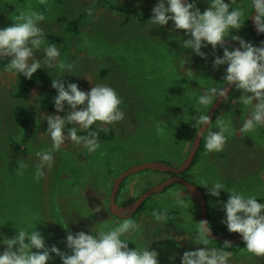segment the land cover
<instances>
[{"label":"rangeland","instance_id":"obj_1","mask_svg":"<svg viewBox=\"0 0 264 264\" xmlns=\"http://www.w3.org/2000/svg\"><path fill=\"white\" fill-rule=\"evenodd\" d=\"M155 3L156 0H0V27L16 22L22 12L31 8L45 16L39 27L46 43H53L51 36L61 37V42L54 43L60 51L57 63L51 68L42 64L48 70L47 76L35 83L24 98L15 95L18 76L4 71L7 60L0 62V240L11 238L17 229L31 231L36 226L46 246L56 245L70 254L64 243L68 231L91 229L95 235L118 226L126 218L135 226L121 239L130 248L155 249L159 264H180L183 252L202 247L193 244L197 222L201 220L200 209L180 182L150 196L134 215L119 217L109 211L113 181L121 172L148 161L171 165L183 161L199 127L196 118L207 115L212 105H198L197 97L207 88L224 85L226 65L212 67L211 46L202 48L208 54L202 59L191 49L183 48L182 40L187 38L184 30L170 31L171 21L165 26H152L147 21ZM118 5L122 10L112 7ZM250 5L251 0H236L231 5L244 9V23L229 35L259 46L251 29ZM197 7L203 11L208 7L207 0H197ZM80 16L78 26L71 27ZM225 39L232 40L231 36ZM35 55L41 57L42 50ZM215 55H222L219 46ZM61 62L63 69L59 67ZM52 78L75 82L84 91L89 90L90 84L103 83L114 88L125 116L113 124L94 122L92 126L112 132L110 139L97 137L100 147L94 153L65 141L53 152V167L45 168L44 176L37 182L33 179L39 162L36 152L51 148V140L44 132L45 119L55 110L53 101L44 102L42 97L51 89ZM34 92L38 96H33ZM241 94V90L234 89L207 131L219 130L217 117L230 121L232 134L225 133L223 149L211 153L203 150L181 174L203 190L210 224L222 235L238 234L228 232L221 223L224 212L217 200H226L228 193L220 190L218 198L209 195L200 186L201 179L209 186L220 182L226 189L254 195L258 202H264V125L248 133L239 131L252 112L251 105H245V116L235 112L237 106H244L235 99ZM22 105L29 113L26 124L18 123L14 114L16 106ZM80 130L78 135H82ZM21 163L27 167L17 171ZM167 173L145 169L129 174L121 183L117 202L140 196L166 179ZM96 205L101 206V211L92 213ZM153 210L164 214L167 221L154 220ZM5 247L0 243V252ZM207 247L220 249L211 239ZM230 252L229 264H264V257L254 256L244 248ZM174 254L175 259L170 260ZM50 255L53 259L47 264H62L59 256Z\"/></svg>","mask_w":264,"mask_h":264},{"label":"clouds","instance_id":"obj_2","mask_svg":"<svg viewBox=\"0 0 264 264\" xmlns=\"http://www.w3.org/2000/svg\"><path fill=\"white\" fill-rule=\"evenodd\" d=\"M207 2L208 7L201 11L197 7V0H156L147 21L152 26H165L171 21L170 31L184 30L187 38L182 40L183 48L191 49L192 54L202 59L208 55L202 48L211 46L214 54L212 67L219 69L226 65L222 76L224 87L205 89L197 97V104L208 106L220 97L225 101L228 99L225 86L234 85L242 93L235 99L243 105L252 106L250 117L243 121L239 129L242 134L248 133L264 125V40L257 46L232 33L229 35L231 30H239L244 23L241 19L244 9L231 6L236 0H228L227 3L225 0ZM250 6L251 13L253 10L256 13L252 17L255 30L258 34H264V0H251ZM44 20L42 12L29 8L20 14L16 22L0 27V62L7 60L3 64L4 71L14 77L31 79L42 64L49 68L55 66L60 51L54 43H46L45 33L39 27ZM229 36L238 42V48L225 45V38ZM218 46L222 49V55H215ZM41 50L43 55L38 58L35 53ZM59 67L63 69L65 65L61 62ZM90 85L89 90L84 91L75 82L51 79V88L56 93L52 99L55 112L46 115L47 128L44 131L51 140V148L36 152L39 162L33 174L35 181L38 182L44 176L45 168L53 167V152L58 151L65 141L72 142L88 153L97 151L100 147L97 133L89 132L82 136L78 135V130H88L94 122L113 124L124 119L125 113L119 107L122 101L116 90L103 83ZM33 96L38 95L34 92ZM61 112L63 116L59 115ZM209 121V115L196 118L199 129L207 126ZM216 123L219 130L210 131L205 137L206 153L221 151L227 139L225 133L232 134L230 121L225 122L217 117ZM200 134L198 130L196 135ZM24 167L27 165L19 164L17 171ZM200 186L205 187L213 197L218 198L220 190L228 193L226 200H217L224 212L221 223L228 232L241 236L244 250L254 256L264 257V202H258L254 195L245 196L235 189H226L220 182H213L209 186L207 181L201 179ZM132 194L135 195L134 190ZM100 211V205L92 209V213ZM151 216L156 221H167V217L156 210L152 211ZM61 226L67 229V226ZM134 226L132 220L125 218L118 226L99 231L95 235L91 229L89 232L68 231L64 243L70 254L61 251L56 245L46 246L36 226L31 231L17 229L11 238L0 240V243L6 245L0 252V264H47L53 259L50 253L59 256L62 264H159V254L155 249L130 248L121 239ZM211 231L209 221L202 219L197 222L193 244L202 247L183 252L179 257L180 264H229L232 255L230 251L207 247ZM174 259L175 254L170 257V260Z\"/></svg>","mask_w":264,"mask_h":264},{"label":"water","instance_id":"obj_3","mask_svg":"<svg viewBox=\"0 0 264 264\" xmlns=\"http://www.w3.org/2000/svg\"><path fill=\"white\" fill-rule=\"evenodd\" d=\"M255 14H256L255 10H253V12L250 15V22H251V26H252L253 31L255 33H257V31L255 30V26L253 24V21H252V17ZM225 44L229 45L232 48H238L239 47V44L237 42L230 40V39H225ZM223 87H224V85H223ZM225 87H226V93H227V95H229L231 90L233 89L234 85H226ZM223 102H224L223 97H220L217 100H214L213 104L211 105V107L207 113V115L210 116V121L208 122V125L203 127V128H200V129L198 127L197 131L199 130L201 132V134H200V136H197L195 134L193 142L191 144V147H190L189 151L187 152L186 156L184 157L183 161L180 164L171 165V164L159 162V161L143 162V163H139V164L131 166L127 170L121 172L114 179L111 194L109 197L110 198L109 208H110V211L113 215H116L119 217H129L133 214V212H135L136 208H138V206L142 202H144V200L146 198H148L150 195L162 191L167 186H169L173 183L180 182L181 184L184 185L185 192L189 193L192 196V198L196 201V203L200 209V219L201 220L204 219V220L209 221V219H208V204H207V200H206V197H205L203 190L194 182L185 179L180 173L185 171L187 168H189L191 166V164H192V162L196 156V153L200 147L202 138H203L205 132L208 130L209 126L211 125L217 110L220 108V106L223 104ZM197 131H196V133H197ZM145 169H153V170H158V171H162V172L176 173V175H170L166 179H164L163 181L153 185L152 187H150L149 189L144 191L140 196H138L134 201L120 205L117 202V194H118V191L120 189V186H121L123 179L131 173L141 171V170H145ZM211 228H212V231L210 233V237L212 239L228 242L230 244H235V243H239L242 241V238L239 234L222 235V234L216 232L212 226H211Z\"/></svg>","mask_w":264,"mask_h":264},{"label":"trees","instance_id":"obj_4","mask_svg":"<svg viewBox=\"0 0 264 264\" xmlns=\"http://www.w3.org/2000/svg\"><path fill=\"white\" fill-rule=\"evenodd\" d=\"M104 1H108V0H104ZM112 7L113 8H116V9H119V10H122L119 5L118 6H112ZM140 18H143V16H140ZM80 19H81V16L78 17V18H76L75 20H73V23L70 26L76 28L78 26V24H79L78 21ZM140 20L143 21V19H140ZM50 38L52 39L51 41L53 43H56V41L57 42H61V37L51 36ZM230 48H232V47H230ZM47 72H48V70L45 67H42L41 66V68L36 73L33 74V77L31 79H25L23 76H18L17 91H16V94L15 95L17 97H20V98L26 97L29 94L32 86L35 83L44 80V78L47 76ZM183 76H185V75H183ZM55 94H56L55 93V89L51 88V89H49L48 91H46L44 93V95L42 97V100L44 102L50 101V100L53 99V96ZM235 110H236L235 112H237L238 115L245 116L246 106L245 105L243 107L237 106V108H235ZM27 113H28V111H27V109H26L25 106H23V105L22 106H16L15 111H14L16 121L18 123H21V124H26V122L28 121V115H27ZM208 130H209V128H208ZM207 131L205 132V134H204V136L202 138V141H201L199 150H198V152L196 154V157H195L193 163L200 156V153L203 152V150H205L204 143H205V137L208 134ZM89 132H96L98 138L110 139L112 137V135H110L112 132L110 133V132L104 130L103 128H98L96 126H91L88 130H80V134H82V135H88ZM246 135L249 136V134H246ZM69 173L71 175V172L70 171H69ZM134 199L135 198H130L127 201H133ZM143 206H142V208H143ZM109 211H110V208H109ZM136 213H134V214H136ZM210 239L213 240V241H215L217 243V246L220 249L227 250V251L238 252V251H241L243 249V247H244V242L243 241H241L239 243H235V244H226V242H224V241L215 240V239H212V238H210ZM210 239H209V241H210Z\"/></svg>","mask_w":264,"mask_h":264},{"label":"flooded vegetation","instance_id":"obj_5","mask_svg":"<svg viewBox=\"0 0 264 264\" xmlns=\"http://www.w3.org/2000/svg\"><path fill=\"white\" fill-rule=\"evenodd\" d=\"M151 14L149 13V16H150ZM251 28H252V26H251ZM256 34V37H257V39L259 40V41H262V40H264V35L263 34H258V33H255ZM234 89H235V87H233V89L231 90V92H230V94L228 95V99H229V96L232 94V92L234 91ZM228 99H226L224 102H223V104L226 102V101H228ZM223 104L220 106V107H222L223 106ZM218 111V110H217ZM217 113V112H216ZM213 122V121H212ZM199 150V149H198ZM198 152V151H197ZM197 154V153H196ZM196 157V156H195ZM195 159V158H194ZM194 161V160H193ZM193 163V162H192ZM192 165V164H191ZM168 174V176H170V175H176V173H167ZM180 174H182V172L180 173ZM168 187V186H167ZM164 190V189H163ZM153 195V194H152ZM152 195H150V196H152ZM149 196V197H150ZM148 197V198H149ZM137 197H135V199H136ZM148 198H146L145 200H144V202H142L139 206H138V208H136V210H135V212H133V214L134 213H136V212H139L141 209H142V206L145 204V202H146V200L148 199ZM134 199V200H135ZM133 200V201H134ZM130 202H132V201H124V202H120L119 204L120 205H123V204H126V203H130ZM132 214V215H133ZM208 219H209V215H208ZM209 223H210V221H209ZM211 225V224H210Z\"/></svg>","mask_w":264,"mask_h":264}]
</instances>
